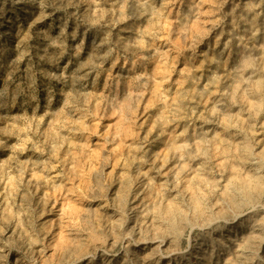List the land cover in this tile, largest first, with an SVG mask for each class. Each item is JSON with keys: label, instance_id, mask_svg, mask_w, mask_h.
<instances>
[{"label": "rangeland", "instance_id": "1", "mask_svg": "<svg viewBox=\"0 0 264 264\" xmlns=\"http://www.w3.org/2000/svg\"><path fill=\"white\" fill-rule=\"evenodd\" d=\"M263 219L264 0H0V264H264Z\"/></svg>", "mask_w": 264, "mask_h": 264}, {"label": "bare ground", "instance_id": "2", "mask_svg": "<svg viewBox=\"0 0 264 264\" xmlns=\"http://www.w3.org/2000/svg\"><path fill=\"white\" fill-rule=\"evenodd\" d=\"M236 215H237V213H234L233 215H231V218H235ZM250 245H251V237L249 236L246 239H244L241 244L238 245L237 251L240 253H245V252H247L246 250L250 247ZM166 258H167V263H168L169 260L173 259V253H170V254L167 253ZM189 258L190 257H188V259Z\"/></svg>", "mask_w": 264, "mask_h": 264}]
</instances>
